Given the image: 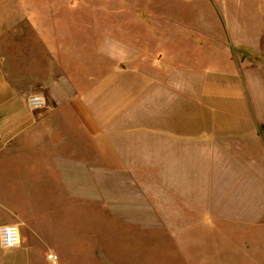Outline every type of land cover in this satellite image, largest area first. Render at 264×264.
Here are the masks:
<instances>
[{
	"label": "rangeland",
	"instance_id": "obj_1",
	"mask_svg": "<svg viewBox=\"0 0 264 264\" xmlns=\"http://www.w3.org/2000/svg\"><path fill=\"white\" fill-rule=\"evenodd\" d=\"M26 13L60 50L51 69L82 93L111 72L129 101L107 125L110 180L64 185L40 157H0V200L25 206L19 264H264V0H0V17ZM106 38L128 53L99 54ZM248 111L255 138L233 150L223 132Z\"/></svg>",
	"mask_w": 264,
	"mask_h": 264
},
{
	"label": "crops",
	"instance_id": "obj_2",
	"mask_svg": "<svg viewBox=\"0 0 264 264\" xmlns=\"http://www.w3.org/2000/svg\"><path fill=\"white\" fill-rule=\"evenodd\" d=\"M38 16L26 13L0 17V157L19 156L24 162L32 161V157H40L38 161L53 167L57 179L63 184L65 181H81V178L93 182L110 180L111 166L117 163V159L113 162L114 145L107 125H111L118 108L123 105L127 107L129 99L113 94L111 72L82 93L71 82L74 80V73L65 74V70L60 73L51 69L49 54L59 53L60 50L50 47L43 20ZM167 34L169 35L166 31L157 32V42ZM33 35L35 38L32 42ZM107 39L98 47L99 54L110 60L114 53H128V49L124 50L123 46L116 43L110 45ZM169 58L158 56L154 66L166 71L169 83H174L175 72L170 68L172 62ZM123 67L121 64V73ZM127 71L128 69L124 70L126 75ZM158 76L165 74L162 72ZM230 89L237 90L232 86ZM168 90L162 95L158 93L153 98L154 101L169 97L171 93ZM34 95L43 96L46 104L43 107H30L28 99ZM143 110H146L145 106ZM156 112L161 116L159 107L154 111ZM169 114V111L162 113L165 116ZM243 114L240 113V121H232L231 130L223 132L232 134L233 150L239 139L250 143L255 138V115L251 116L248 111L245 119ZM98 119H107L105 127L100 126ZM164 148L171 150V145H164ZM163 158L169 159L170 154ZM159 159L161 158H157ZM157 164L163 163L159 161ZM98 166L105 167L103 174L100 171V175L105 178H98ZM49 178L46 177L47 180ZM13 195L11 187L10 197ZM26 195L24 193V197ZM9 203L8 206L0 200V208L8 209L10 214L9 218L0 221V228L4 225L16 226L20 231L21 241L12 249L0 247V264H19L17 255L27 245L28 223L24 216L25 206L19 207L13 199Z\"/></svg>",
	"mask_w": 264,
	"mask_h": 264
},
{
	"label": "built area",
	"instance_id": "obj_3",
	"mask_svg": "<svg viewBox=\"0 0 264 264\" xmlns=\"http://www.w3.org/2000/svg\"><path fill=\"white\" fill-rule=\"evenodd\" d=\"M45 104L46 101L43 96L34 95L28 99V105L30 107H43ZM20 241V231L16 226L4 225L0 228V247L12 249L18 246Z\"/></svg>",
	"mask_w": 264,
	"mask_h": 264
}]
</instances>
